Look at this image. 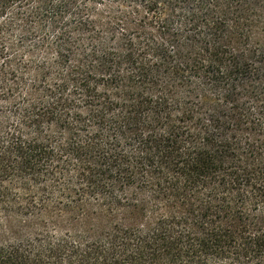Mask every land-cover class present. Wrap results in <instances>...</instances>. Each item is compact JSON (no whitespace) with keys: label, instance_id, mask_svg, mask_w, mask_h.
<instances>
[{"label":"trees","instance_id":"1","mask_svg":"<svg viewBox=\"0 0 264 264\" xmlns=\"http://www.w3.org/2000/svg\"><path fill=\"white\" fill-rule=\"evenodd\" d=\"M0 264H264V0H0Z\"/></svg>","mask_w":264,"mask_h":264}]
</instances>
